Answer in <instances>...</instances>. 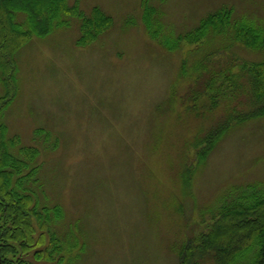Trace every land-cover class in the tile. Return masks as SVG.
Instances as JSON below:
<instances>
[{
  "label": "rangeland",
  "instance_id": "1",
  "mask_svg": "<svg viewBox=\"0 0 264 264\" xmlns=\"http://www.w3.org/2000/svg\"><path fill=\"white\" fill-rule=\"evenodd\" d=\"M148 1L158 38L145 26L144 0H78L84 14L93 5L108 13L109 26L81 45L79 19L65 15L67 23L32 35L15 55L16 89L3 120L9 134L39 147L46 199L63 211L55 229L81 242L63 251L64 258L79 252L74 264H178L177 246L200 248L225 198L264 185V115L234 120L200 157L203 136L221 124L232 100L212 105L200 96L189 107L185 94L198 83L199 59L225 65L229 55L258 59L264 50L222 46V32L169 48L159 42L175 41L222 5L259 24L264 0ZM234 70L242 80L240 67ZM234 227L222 229V240ZM212 254L196 262L216 264Z\"/></svg>",
  "mask_w": 264,
  "mask_h": 264
},
{
  "label": "trees",
  "instance_id": "2",
  "mask_svg": "<svg viewBox=\"0 0 264 264\" xmlns=\"http://www.w3.org/2000/svg\"><path fill=\"white\" fill-rule=\"evenodd\" d=\"M153 11L154 6L144 0L145 26L152 37L158 38L155 29L158 20L152 18ZM65 15L79 19L76 43L81 45L90 42L111 23V16L97 5L92 6L90 14H84L78 0H0V251L22 252L29 264L38 260L46 264H74L79 252L64 258L63 251L81 248V242L71 230L60 233L55 229L63 211L58 202L49 203L46 199L38 175L39 147L21 143L18 134H9L3 120V111L15 94L17 50L32 35H43L53 26L67 23ZM213 32L225 33L226 42L222 46L240 43L264 50V20L255 24L233 17L232 7L226 5L209 11L195 27L175 35V41L162 37L159 42L168 48L182 40L197 43ZM227 59L225 65L211 66L201 59L196 61L193 69L198 70V83L185 93L189 107H196L200 96L211 99L212 105L222 96L232 100L221 124L203 136L205 147L200 150V157L234 120L264 115V51L258 59L236 61L233 55ZM235 66L242 70V80L236 78ZM234 112L242 115L234 116ZM248 187L249 191L222 201L212 231L200 234L201 240L195 246L200 248L192 251V246L183 242L177 246L178 264H198L196 256L202 258L207 252H214L216 264H264V185L252 183ZM228 224L235 225V230L222 240L221 231ZM243 225L247 229L237 233Z\"/></svg>",
  "mask_w": 264,
  "mask_h": 264
},
{
  "label": "flooded vegetation",
  "instance_id": "3",
  "mask_svg": "<svg viewBox=\"0 0 264 264\" xmlns=\"http://www.w3.org/2000/svg\"><path fill=\"white\" fill-rule=\"evenodd\" d=\"M29 263H30L29 260L27 259V257H24L22 255V252H2L0 251V264H29Z\"/></svg>",
  "mask_w": 264,
  "mask_h": 264
}]
</instances>
